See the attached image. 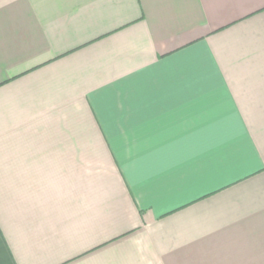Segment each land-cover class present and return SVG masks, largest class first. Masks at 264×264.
<instances>
[{
	"label": "crops",
	"instance_id": "1",
	"mask_svg": "<svg viewBox=\"0 0 264 264\" xmlns=\"http://www.w3.org/2000/svg\"><path fill=\"white\" fill-rule=\"evenodd\" d=\"M0 264H264V0H0Z\"/></svg>",
	"mask_w": 264,
	"mask_h": 264
}]
</instances>
